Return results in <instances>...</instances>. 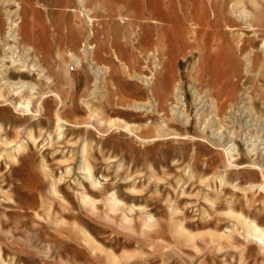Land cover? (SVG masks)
Here are the masks:
<instances>
[{"label": "rangeland", "instance_id": "rangeland-1", "mask_svg": "<svg viewBox=\"0 0 264 264\" xmlns=\"http://www.w3.org/2000/svg\"><path fill=\"white\" fill-rule=\"evenodd\" d=\"M6 1L0 0V53L11 19L26 45L42 53L55 80L51 90L65 105L60 107L45 84L39 85L44 110L36 118L0 104V264H114L109 253L116 264H264L261 245L247 239L228 214L264 227V190L257 188L264 186V34L247 32L244 49L237 51L236 38L246 29L240 24L226 30L225 22L235 18L233 0L224 8L227 16L207 32L211 49L228 47L225 60L214 50L202 55L190 33L194 10L209 0ZM17 5L19 14L8 16ZM216 5L220 11L221 0ZM252 49L258 55L247 68L245 56ZM91 50L93 61L110 71L101 85H95ZM157 51L158 65L151 58ZM178 87L183 106L178 119L164 124L166 117L174 118L170 108ZM231 88L236 98L229 100ZM162 96L167 101L159 114L132 107L146 102L155 107L153 99L161 103ZM215 96L223 105L216 114ZM86 102L138 131H109L87 117ZM57 111L67 121L59 138ZM163 124L168 129L157 136L153 127ZM10 142L27 143L13 162L5 156ZM84 143L97 186L78 171ZM82 191L95 198L94 211L82 202ZM111 193L122 203L117 214L106 205ZM49 210V221L36 215L46 219ZM147 216L154 226L144 229Z\"/></svg>", "mask_w": 264, "mask_h": 264}, {"label": "bare ground", "instance_id": "bare-ground-1", "mask_svg": "<svg viewBox=\"0 0 264 264\" xmlns=\"http://www.w3.org/2000/svg\"><path fill=\"white\" fill-rule=\"evenodd\" d=\"M219 1L220 0H209L208 6H205L204 1H203V5L199 6V8H196L194 10L195 13H194V16L192 17L190 33L193 35V39L196 40L200 44L202 55H205L206 53H209L212 50H214V53L216 52L215 54L221 55L223 59L225 60L227 58L226 55L228 53V49H227L228 47L227 48L224 47L223 49H219L217 47L214 49H211L209 47V42L207 39V32L213 29L212 28L213 26L219 24V21H221L222 17L227 16L224 13V8L227 6L228 0H221L222 5H221L220 11H218L217 8H215L216 2H219ZM14 3H15L14 0L6 1L7 5H11ZM231 10L234 13L233 15L235 16V18H230L228 22H225L226 30L228 31L236 30L238 29L237 27L241 26L240 24H243L246 29L244 31L245 33L241 32V36L240 37L237 36L236 38L237 40L239 39L238 42L240 43V45L237 48V51L240 52L241 54L242 50L245 47L244 43L248 41V38L246 37L247 32H253L255 36H257L258 33L261 35L264 34V26H260L261 24L260 21L264 20V0H233L232 5H231ZM18 11H19V5H17V10H15L14 12L8 13V16L9 15L11 16V14H13V16L14 14L17 16L19 14ZM151 16H152L151 18L153 19L152 23H157L156 22L157 18L154 17V15H151ZM227 18H224V19H227ZM88 19L90 23L93 22L91 18L88 17ZM19 28H20L19 24L9 19V29L7 32L6 40L5 42L3 41L4 42L3 44H1L3 48L0 53V104L3 103L7 105V103H10L13 105V108L15 110L22 112V114L30 116L31 118H36L40 116L41 110H44L43 106H40L41 102L39 101L41 96H43L42 93L40 94V91H39L40 84H45L46 88L48 89V94L50 96L54 95L55 97L59 99L60 107H63L65 104L62 101V98H60L58 94H56L54 91L51 90L52 86L53 87L55 86V80L49 73L48 69L42 63V58H43L42 53L41 52L38 53L34 47L26 45L24 39L21 37L19 33ZM254 43L255 41L253 40V44ZM92 55H93V51L91 50L89 52V58H90L89 60H90V64L92 65V68L94 69L97 75L95 85L97 84L101 85L104 83L110 71L108 67L98 66L93 61ZM228 55H230V52ZM257 55L258 54L254 51V49H252V51L246 54L245 59L248 62L247 68L252 67L253 61L257 57ZM231 57H234V56L232 55ZM151 58H153L154 64L157 63L156 65H158V63L160 62L158 51L157 53H152ZM164 61H167L168 63H170L169 58H166ZM123 69L125 72L128 71V67L126 65H123ZM164 73L162 72V75H161L162 78L164 76ZM27 77H30V78L35 77L36 82L35 80L34 82L26 81L25 78ZM136 77L138 79H141L142 82L145 83V85H147L148 87L152 84L150 78H147L145 76H138V75H136ZM154 89H156V92H157L156 94L159 97L160 96L158 94L159 90L155 87ZM93 92L95 93V90ZM219 93L221 94V91L214 92V95L219 97L218 96ZM217 97L216 99L212 98L213 109H214L215 114L219 112L220 108H222L223 106L222 103L218 101ZM161 98H163L161 103L156 102V100L153 99L155 103V107L151 104V102H146L144 104L135 103L134 105H132V107L135 110L144 111L147 114H153L154 112L159 114L158 107L164 106V102L167 101V98H165V96L164 97L162 96ZM226 98L229 100L236 98V93H235L234 88H231L230 90L226 92ZM182 99L183 97L181 96V89L178 87L175 89V104L172 105L170 108L171 115L174 118L168 119L166 117V120H165L166 122L164 124H169L175 121L176 119H178L177 118L178 113L180 112V109L183 106ZM221 99H222V96H221ZM34 101L36 102V105H37V108L35 110H33L32 108ZM85 106H86V109L88 110L87 117L89 119L96 120L101 126L107 128L109 131L110 130H120V131H127L129 134H133L136 130L138 131L139 129L138 126L136 127L132 126V124H129L125 122L124 120H121L118 118H106L103 115L102 109H99L96 106H92L89 102H86ZM183 115L184 113L182 112L181 114H179V116H182V117ZM161 116L165 118L164 113H162ZM185 121L187 122V119ZM64 123H67V121L64 118H62V116L57 111L56 116H55V124H56L55 134L57 135V137L62 136ZM85 124H88V123L86 122ZM164 124L153 127L157 136H159L160 133L164 132L165 129H168V127L165 126ZM27 138L33 144L35 143V138L33 136L32 131H29L27 133ZM5 147H7L5 151V156L10 161L13 162L15 160L14 153L21 154L22 152L26 151L27 143L26 142H21V143L12 142L11 143L10 142L9 144H5ZM86 148H87V144L84 143L83 149L81 151V156H82L81 164L78 167V171L82 172V178L85 181H88L93 186H97L99 183L93 178V172H92L93 169L89 163L88 152ZM228 148L229 147H227V149ZM230 159H232L231 155L230 157H228V162L230 165H232V162L230 161ZM253 166H257V165L253 163ZM257 188L264 190L263 185L257 186ZM55 189L56 188L53 189L54 193L56 192ZM81 196H82L81 197L82 202L90 206L91 210L94 211L97 205L95 198L90 197V195L84 192L81 194ZM105 200H106V205L108 209L110 210V212L117 214V212L120 211L122 203L116 198L114 193H111L110 195H108V197ZM130 212L132 213L131 209H130ZM228 214H231V216L242 227L246 238L252 239L258 242L261 245L262 250L264 251V227L258 225L255 221L248 219L241 214H236V213H228ZM36 215L38 216V218H41L44 221L51 220L50 210L46 212V219L44 217L42 218L39 214H36ZM122 217H123V220L126 222V224L128 225L131 224L132 219L128 218L125 214ZM143 221L144 222H143L142 227L144 229H149L154 226V220L150 216H147L146 219ZM177 228L179 232L184 231L182 226L180 225H178ZM81 233L84 237V241L91 247L93 251H98L100 249V247L96 244V242L89 235H87V233L85 234L83 230L81 231ZM183 234L186 237L192 238L190 234L187 232H183ZM108 257H109L108 259H111L114 264L119 262L117 258L113 255H110V253Z\"/></svg>", "mask_w": 264, "mask_h": 264}]
</instances>
